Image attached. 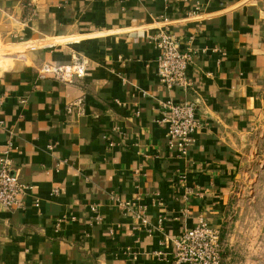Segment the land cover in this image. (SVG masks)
<instances>
[{"label":"crops","instance_id":"crops-1","mask_svg":"<svg viewBox=\"0 0 264 264\" xmlns=\"http://www.w3.org/2000/svg\"><path fill=\"white\" fill-rule=\"evenodd\" d=\"M160 31L193 50L186 89L158 79ZM0 44L26 45L0 69V155L31 186L0 205V264H170L219 227L264 105V0H0ZM75 58L71 82L41 73ZM168 101L196 107L184 152Z\"/></svg>","mask_w":264,"mask_h":264},{"label":"built area","instance_id":"built-area-1","mask_svg":"<svg viewBox=\"0 0 264 264\" xmlns=\"http://www.w3.org/2000/svg\"><path fill=\"white\" fill-rule=\"evenodd\" d=\"M153 40L158 50L156 62L160 83L167 89L188 88L190 81L187 68L193 50L182 49L178 39L167 31L158 32ZM41 73H54L62 81L71 82L74 78L84 75V65L75 58L72 64L67 66L44 64ZM164 105L166 113L163 120L168 124V146L184 152L192 140V134L199 126L195 104L191 101H168ZM11 148L12 142H8L0 155V205L5 208L21 207L20 196L31 188L29 184L21 181L11 168L8 156ZM172 243L173 259L170 264L221 263L219 230L210 226L204 219L193 228L185 229Z\"/></svg>","mask_w":264,"mask_h":264},{"label":"rangeland","instance_id":"rangeland-1","mask_svg":"<svg viewBox=\"0 0 264 264\" xmlns=\"http://www.w3.org/2000/svg\"><path fill=\"white\" fill-rule=\"evenodd\" d=\"M0 69L13 66L10 57L23 50L6 49ZM264 101V94H263ZM236 186L219 225L220 264H264V105L252 132L242 139V161Z\"/></svg>","mask_w":264,"mask_h":264},{"label":"bare ground","instance_id":"bare-ground-1","mask_svg":"<svg viewBox=\"0 0 264 264\" xmlns=\"http://www.w3.org/2000/svg\"><path fill=\"white\" fill-rule=\"evenodd\" d=\"M46 42L47 43H51V44H53V43H56V42H58V41H56V40H46ZM45 43V42H44ZM44 43H38L37 45H42V44H44ZM26 48V45H21V46H17L16 47V49L18 50V49H25Z\"/></svg>","mask_w":264,"mask_h":264}]
</instances>
